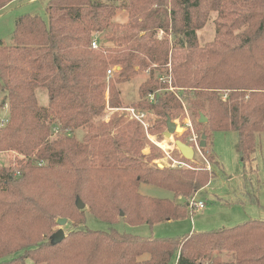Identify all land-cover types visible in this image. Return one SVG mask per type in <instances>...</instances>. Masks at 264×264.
Returning a JSON list of instances; mask_svg holds the SVG:
<instances>
[{
	"label": "trees",
	"instance_id": "obj_1",
	"mask_svg": "<svg viewBox=\"0 0 264 264\" xmlns=\"http://www.w3.org/2000/svg\"><path fill=\"white\" fill-rule=\"evenodd\" d=\"M13 1L0 0V11ZM155 4L126 27L108 32L101 40L105 54L92 49L91 42L109 30L115 7L94 0H49L44 17H19L10 45L0 42L1 104L8 107L0 151L21 156L15 169L0 167V264H224L222 254L230 255L233 264H264V221L259 220L175 239L77 230L51 244L49 231L57 219L83 221L78 198L102 222L123 218L152 226L184 217L196 192L213 179L206 168L160 169L144 163L134 123L117 117L93 123L104 109L100 92L108 65L120 67L118 83L135 76L136 67L162 66L140 86L144 98L167 89L154 76L171 52L175 85L190 112L207 119L211 134L234 132L242 162L264 151V0ZM212 13L214 38L200 45L196 32ZM157 29L172 37L171 45L155 38ZM112 85L114 108L120 103ZM38 89L46 91V106L38 104ZM137 107L158 117L153 132L165 126L167 117L177 119L182 109L169 92ZM79 129H86L81 141L74 136ZM208 159L215 163L213 156ZM141 183L168 190L174 199L142 196ZM142 255L148 258L139 261Z\"/></svg>",
	"mask_w": 264,
	"mask_h": 264
},
{
	"label": "rangeland",
	"instance_id": "obj_2",
	"mask_svg": "<svg viewBox=\"0 0 264 264\" xmlns=\"http://www.w3.org/2000/svg\"><path fill=\"white\" fill-rule=\"evenodd\" d=\"M17 1V0H15ZM13 1V2H15ZM115 7L114 15L111 19V26L108 31H102L95 35L98 39L95 51L104 52V45L101 40L108 32L126 27L131 18L138 19L139 14L146 9L156 8L155 0H94ZM49 0H20L14 5L5 7L0 11V42L6 46L10 45L15 23L23 15L45 16V8ZM12 3V2H11ZM136 8H132L135 5ZM8 6V5H7ZM135 14V15H134ZM215 14H211L204 27L196 34L200 45L210 43L214 38ZM140 22V19L138 20ZM157 40L167 39L171 45L172 37L165 34L163 30L157 29L155 32ZM105 42V41H104ZM99 47V48H98ZM98 48V49H97ZM171 52L168 56L167 64L155 72L154 79L158 84H165L167 89L156 90L154 93L140 97V86L150 79V71L162 66L151 64L145 71L135 68L136 74L131 79L118 83L116 81L120 67L118 65H108L105 75L102 77V88L100 99L104 106L101 115L93 118V123L107 124L113 118H121L125 123H134L140 129V148L138 156L149 166L156 168H174L179 170H195L198 167L206 168L213 172L212 181L202 190L196 192L191 201L205 204L203 209H191V211L180 219L167 222L156 223L152 226L145 224H129L123 218L114 224H108L95 218L88 207L82 211L83 221L77 223L73 219L65 218L67 221L63 226L57 225L56 221L49 235L51 236L59 228H62L65 238L73 231L92 230L109 232L116 231L119 234H126L137 237H151L161 239H175L184 237L190 233L205 232L231 228L248 220L264 221V151L260 149L249 159L242 162L237 151L236 134L232 131H215L212 134L207 129V122L199 123L198 115L190 112L187 103L181 98L182 89L175 85L172 67ZM173 63V62H172ZM110 71L109 76L107 72ZM162 72V73H160ZM111 84L114 87L120 105L112 107L110 104ZM164 92L173 93L180 100L181 112L173 122L183 127V132L174 133L170 138L163 136L166 127L154 131V125L159 120L151 111L138 108L139 103L152 104L157 96ZM2 94H0V119H7V106L1 104ZM36 98L39 106H46L48 96L46 91L38 89ZM56 129L53 130L51 140L55 138ZM86 129H79L74 132L77 140L81 141ZM110 135L115 134V129L110 130ZM210 135L208 136V134ZM206 134L205 146L200 147L201 136ZM175 140H180L194 149V156L187 160L181 156L174 145ZM209 156L214 157V164L210 163ZM21 156L14 151H0V167L6 166L15 169L17 161ZM162 166V167H160ZM17 173L15 172V175ZM138 193L155 199L172 200L173 194L165 189L141 183L138 186ZM190 201V202H191ZM181 202V200H179ZM120 217H123L120 216ZM118 218V217H117ZM48 236V235H47ZM64 238V239H65ZM147 255L138 258L139 261L147 259ZM224 264H233L232 257L228 254L221 255ZM176 261V260H175ZM26 264H32L26 261ZM173 264L175 262L173 261ZM209 264V263H207Z\"/></svg>",
	"mask_w": 264,
	"mask_h": 264
},
{
	"label": "water",
	"instance_id": "obj_3",
	"mask_svg": "<svg viewBox=\"0 0 264 264\" xmlns=\"http://www.w3.org/2000/svg\"><path fill=\"white\" fill-rule=\"evenodd\" d=\"M205 122H207V119L201 114L199 117V123H205ZM165 127H166V131L163 132V136L166 138H170L174 133H177L179 131L183 132V127L181 125L173 122L169 117L166 118ZM205 138L206 137L203 134L201 136V142L199 145L200 147L205 146V141H204ZM174 145L183 158H185L187 160H190L193 158L194 149L192 147L188 146L187 144L183 143L180 140H175ZM160 167H162V166H160ZM76 207L78 210H83L85 208L84 203L79 198L76 200ZM120 216H122V213L120 214ZM66 221L67 220L65 218H59L56 220V223L59 226H63L66 223ZM64 238H65V234H64L62 228H59L55 233H53L51 235V237H50L51 244L52 245L59 244Z\"/></svg>",
	"mask_w": 264,
	"mask_h": 264
},
{
	"label": "built area",
	"instance_id": "obj_4",
	"mask_svg": "<svg viewBox=\"0 0 264 264\" xmlns=\"http://www.w3.org/2000/svg\"><path fill=\"white\" fill-rule=\"evenodd\" d=\"M97 43H98V41L93 39L92 42H91V47L92 48H96L97 47ZM107 74L110 76L111 72L108 71ZM5 122H7L6 119H3V120L0 119V126L2 124H4ZM204 207H205V204L202 203V202H195L194 200L190 202V208H192V209H203Z\"/></svg>",
	"mask_w": 264,
	"mask_h": 264
},
{
	"label": "crops",
	"instance_id": "obj_5",
	"mask_svg": "<svg viewBox=\"0 0 264 264\" xmlns=\"http://www.w3.org/2000/svg\"><path fill=\"white\" fill-rule=\"evenodd\" d=\"M20 0H17V1H15V2H12V3H10L7 7H9V6H11V5H14L16 2H19ZM31 1H35V0H31Z\"/></svg>",
	"mask_w": 264,
	"mask_h": 264
}]
</instances>
